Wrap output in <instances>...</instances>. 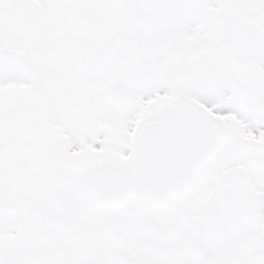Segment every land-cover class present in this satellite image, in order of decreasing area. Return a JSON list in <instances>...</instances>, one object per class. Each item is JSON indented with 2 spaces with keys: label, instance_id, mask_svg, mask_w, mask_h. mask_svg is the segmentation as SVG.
<instances>
[{
  "label": "snow or ice",
  "instance_id": "obj_1",
  "mask_svg": "<svg viewBox=\"0 0 264 264\" xmlns=\"http://www.w3.org/2000/svg\"><path fill=\"white\" fill-rule=\"evenodd\" d=\"M0 264H264V0H0Z\"/></svg>",
  "mask_w": 264,
  "mask_h": 264
}]
</instances>
